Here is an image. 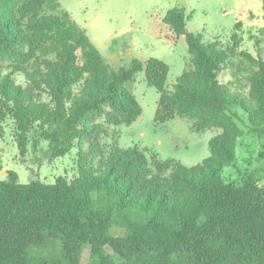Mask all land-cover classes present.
I'll use <instances>...</instances> for the list:
<instances>
[{
    "label": "trees",
    "instance_id": "16d2710c",
    "mask_svg": "<svg viewBox=\"0 0 264 264\" xmlns=\"http://www.w3.org/2000/svg\"><path fill=\"white\" fill-rule=\"evenodd\" d=\"M191 18L173 8L162 19L170 40L184 36L191 64L167 92L166 63L134 59L110 68L58 0H0V136L11 121L21 157L30 135L34 146L46 142L54 159L77 152L70 180L21 184L8 171L0 181V264H81L87 247L85 264H264V186L222 177L244 134L239 122L249 134H264L260 40L256 57L239 54L256 67L243 92L221 80L242 39L233 35L226 50L205 48L200 35L186 31ZM141 72L160 95L154 122L179 117L197 133L221 131L201 164L154 154L148 161L146 149L116 142L104 153L93 144L96 119L129 126L141 115L133 95ZM114 226L124 234L113 236Z\"/></svg>",
    "mask_w": 264,
    "mask_h": 264
},
{
    "label": "rangeland",
    "instance_id": "374dc122",
    "mask_svg": "<svg viewBox=\"0 0 264 264\" xmlns=\"http://www.w3.org/2000/svg\"><path fill=\"white\" fill-rule=\"evenodd\" d=\"M73 22L86 32L91 43L112 69L128 67L132 60L145 62L158 59L169 66L165 90L171 92L185 69H190V59L184 36L176 42L170 40L172 33L162 23L168 10L183 8L192 18L186 22V31L200 35L201 44L209 48L216 43L221 50L231 48L233 35L242 41L231 56L232 67L221 75L223 81H235L237 89L247 91L254 64L240 57L246 52L256 57V39L264 61V0H58ZM240 25L239 29L236 26ZM169 37V38H168ZM15 81L24 84L21 74L13 73ZM133 95L141 108V115L131 125L108 126L103 118L94 121L98 138L93 144L106 153L116 142L122 149L134 146L146 149V158L156 155L157 160H174L186 167L201 164L210 155L209 141L221 131L210 129L197 133L192 121L174 117L163 123L154 122L160 95L148 86L144 74L138 73L133 85ZM45 98V96L43 97ZM240 118L246 115L240 112ZM244 134L235 145L234 163L222 170L226 182H241L249 177L259 186H264V134H249L239 122ZM24 157L14 138L11 121L3 125L0 136V181L7 172L18 175L21 184L34 180L51 184L59 177L67 180L76 176L77 152L73 149L63 158L54 159L46 142L33 145V136ZM88 147L89 143H83ZM115 237L124 234L123 229L112 227ZM89 248L82 252L81 264H85Z\"/></svg>",
    "mask_w": 264,
    "mask_h": 264
}]
</instances>
